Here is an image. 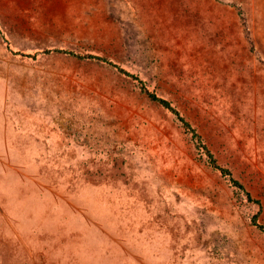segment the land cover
<instances>
[{"label":"rangeland","instance_id":"374dc122","mask_svg":"<svg viewBox=\"0 0 264 264\" xmlns=\"http://www.w3.org/2000/svg\"><path fill=\"white\" fill-rule=\"evenodd\" d=\"M254 219L264 0H0V264H264Z\"/></svg>","mask_w":264,"mask_h":264},{"label":"trees","instance_id":"16d2710c","mask_svg":"<svg viewBox=\"0 0 264 264\" xmlns=\"http://www.w3.org/2000/svg\"><path fill=\"white\" fill-rule=\"evenodd\" d=\"M43 53H58V54H66V55H71V56H76L78 58H88V59H94V60H99V61H104L106 62L107 64L117 68L121 73L123 74H126L128 76H131L132 78H134L135 80H138L139 83L143 86V81L137 76V75H134L130 72H128L127 70L119 67L116 63H114L113 61H111L110 59H107L105 57H101V56H98V55H92V54H87V55H81V54H78L76 53L75 51H72L70 49H64V48H54V49H46L44 51H42ZM149 96L153 99V100H156L158 103H160L163 107H165L166 109H168L171 113H173L176 118L179 120V122L183 125L184 129L191 133L192 134V137L195 139V141L197 142V144L199 146H201L207 153L209 159H210V163L216 168L218 169L223 175L227 176L230 181L235 185V186H238L239 188L243 189L244 191H246V194L248 196L249 199L251 200H255V199H252V196L250 194V192H248L244 185L238 181L237 179H235L230 170L228 168H225L221 165H219L217 162H216V159L214 157V155L211 153V151L208 149V147L206 146V144L203 142V139L201 137V135L196 131V129L192 126V124L186 120V118L180 113V111L175 108L172 103L163 98V97H160L158 96L157 94L153 93V92H148ZM255 221V224H257V226L262 230L264 231V225L263 224H260L257 222L256 219H254Z\"/></svg>","mask_w":264,"mask_h":264}]
</instances>
